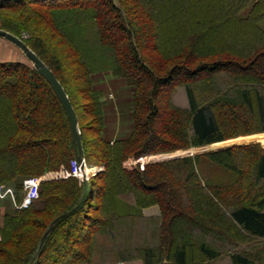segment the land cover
<instances>
[{
  "label": "trees",
  "instance_id": "1",
  "mask_svg": "<svg viewBox=\"0 0 264 264\" xmlns=\"http://www.w3.org/2000/svg\"><path fill=\"white\" fill-rule=\"evenodd\" d=\"M262 22L264 0H0V30L52 72L85 163L103 166L86 190L73 177L42 180L36 200L4 214L0 264H264L259 144L129 164L264 134ZM172 83L162 106L159 91ZM177 88L185 108H173ZM167 107L158 133L152 122ZM0 108V185L20 203L24 179L68 170L77 153L65 111L33 67L0 61ZM151 207L158 214L145 216Z\"/></svg>",
  "mask_w": 264,
  "mask_h": 264
},
{
  "label": "rangeland",
  "instance_id": "2",
  "mask_svg": "<svg viewBox=\"0 0 264 264\" xmlns=\"http://www.w3.org/2000/svg\"><path fill=\"white\" fill-rule=\"evenodd\" d=\"M147 12L149 13L150 11H147ZM162 20H164V19L162 18ZM160 23H161V26H162L163 22L161 21ZM261 27L264 28V22L261 23ZM223 38L224 37L221 35L220 40H223ZM4 47H9V48H4ZM6 51H12V57H13L12 59L13 60H6L7 58L5 59V56H7L5 54ZM62 56L63 55H61V57ZM0 61H19V62H22L23 64H25L27 66H31L32 67L31 63L25 58V56L22 54V52L18 48H16L12 44L6 42L2 38H0ZM260 63H261L260 66H262V62H260ZM63 72H64V75L66 76V78L68 80L67 83H68L69 87L74 88L75 85H76V82L74 80L76 72L73 69V66L70 65L68 61H65V63H64ZM172 86H173V83L171 85H169L168 87H165L162 91H159L157 100L162 106L165 105V100L166 101L168 100V97L166 96V94L171 89ZM170 97H171V99L173 101V104H172L174 106L173 108H176V106L185 108L187 106L186 97H185L184 91L181 88L175 89L173 95H171ZM104 98L107 101H111L112 102L113 100H115V95H114V93L110 92V93H107L104 96ZM0 111H1V108H0ZM171 113H173V109L172 108H169V107L164 108L163 112H162V115L159 118L153 120L152 127L155 128L156 132L159 133L162 123H164L165 121H168V118H169ZM82 122L85 125H87V127H88L90 125L91 120L88 118L87 120L82 121ZM251 140L252 141H256L257 144H259L262 148H264V134H255V135H250V136H245V137H239V138H236V139L227 140V141H225L223 143H218V144H215V145L212 144V145H214L216 148H221L225 144H228V143L229 144H233V143L247 142V141H251ZM205 147H208V146H205ZM205 147L191 148V149H187V150H178V151L164 153V154H156V155L144 156V157L140 158L139 160H130L129 164H135V163H157L156 162L157 160H161V159L163 160L165 157H170V156L172 157L174 155H176V156L179 155V156H183V157L194 156V155H198V154H195L196 151H198V150H200L202 148H205ZM184 153H189L190 155L187 156V155H184ZM183 157H181V158H183ZM92 161L93 162L89 165V164H86L85 160H84V163L87 166V169H86V175H87V178H88L87 181L91 180L93 182H97L96 177H97L98 173L103 171V166L100 165V164L94 163L95 160H92ZM56 173L57 172H50L49 174L45 173L40 178H42L43 180L54 179L53 176ZM215 173L217 174V176H222V173L215 172L214 169H210V174L214 175ZM45 176H47V178H45ZM77 180H78L79 183H81L79 179H77ZM170 192H171V194L174 193L171 190H170ZM21 195H22V193H21ZM13 196L15 198L14 191H13ZM182 204H179V206L178 205H174L173 208H176V210H180L178 208H181L180 205H182ZM143 213L145 215V211H143ZM92 215H95V214L92 213ZM255 249L258 250L259 248L257 247ZM256 262H259V261H256ZM114 264H142V262L140 260H134V261L126 262V263H114ZM210 264H229V261H228V259L223 258L222 260H219V261H216V262H212Z\"/></svg>",
  "mask_w": 264,
  "mask_h": 264
},
{
  "label": "water",
  "instance_id": "3",
  "mask_svg": "<svg viewBox=\"0 0 264 264\" xmlns=\"http://www.w3.org/2000/svg\"><path fill=\"white\" fill-rule=\"evenodd\" d=\"M114 5H116L114 3ZM0 38L4 39L5 41L9 42L10 44L14 45L16 48H18L22 54L25 56V58L31 63L32 67L39 73L40 76L43 77V79L47 82V84L50 86L52 89L53 93L55 94L56 98L58 99L60 105L62 106L63 110L65 111L68 122H69V127H70V133L72 137V142L75 147L76 153H77V158L78 161L81 163L80 167L81 169L84 168V159L82 156V147H81V139H80V132L78 129V122L77 118L75 115V112L70 104V101L64 92L62 86L60 83L57 81V79L54 77L52 72L44 65V63L35 55V53L29 49L20 39L14 37L13 35L1 31L0 30ZM223 143V142H221ZM251 143H257L256 141H247V142H240V143H233V144H225L221 148H216L214 145H210L208 147L202 148L198 151L195 152V154H204L210 151H215L217 149H222V148H227L231 146H238V145H246V144H251ZM218 144V143H217ZM184 155H190L189 153H184ZM183 156L179 155H174L170 157H165L163 160H157L156 162H165L169 160H174L177 158H181ZM82 185L83 188L86 190L87 188V178L83 177L82 179Z\"/></svg>",
  "mask_w": 264,
  "mask_h": 264
},
{
  "label": "built area",
  "instance_id": "4",
  "mask_svg": "<svg viewBox=\"0 0 264 264\" xmlns=\"http://www.w3.org/2000/svg\"><path fill=\"white\" fill-rule=\"evenodd\" d=\"M80 164L81 163L78 161V159L71 160L69 164V169L68 170L64 168L61 169L53 176L54 179H64L68 177H73L79 179L80 182L82 183L83 177L87 178L86 175L87 166L84 163V168L81 169ZM45 178H47V176H45ZM42 180L43 179L40 177H29L22 181L23 197L20 203H18L17 209L30 205L31 202H33L38 198L39 185ZM6 195L12 196L13 195L12 190L11 189L3 190V187L0 185V198H3Z\"/></svg>",
  "mask_w": 264,
  "mask_h": 264
},
{
  "label": "crops",
  "instance_id": "5",
  "mask_svg": "<svg viewBox=\"0 0 264 264\" xmlns=\"http://www.w3.org/2000/svg\"><path fill=\"white\" fill-rule=\"evenodd\" d=\"M4 48H9V47H4ZM5 54L7 55V56H5V59L7 58L6 60H13L12 59L13 58L12 57V51H6ZM111 127H112V125H111ZM4 189H11L13 192V189L11 187H3V190ZM17 205H18V203L15 201V198L13 195L12 196L6 195L3 198H0V225H1L2 217L4 216V214L13 212L15 209H17ZM144 211H145V216H154V215L158 214L157 207H151V208H148Z\"/></svg>",
  "mask_w": 264,
  "mask_h": 264
}]
</instances>
